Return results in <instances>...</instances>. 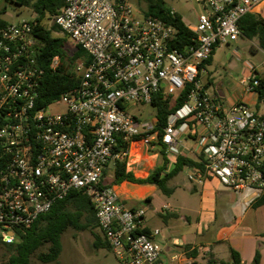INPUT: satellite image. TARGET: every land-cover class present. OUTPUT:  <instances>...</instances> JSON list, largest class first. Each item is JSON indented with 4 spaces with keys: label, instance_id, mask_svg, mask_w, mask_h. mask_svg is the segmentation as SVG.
I'll return each instance as SVG.
<instances>
[{
    "label": "built area",
    "instance_id": "1",
    "mask_svg": "<svg viewBox=\"0 0 264 264\" xmlns=\"http://www.w3.org/2000/svg\"><path fill=\"white\" fill-rule=\"evenodd\" d=\"M203 3L191 29L195 43L183 52L173 48L177 29L132 0H65L50 23L90 62H75L78 84L53 102L66 106L56 113L53 103L38 106L45 70L34 24L0 18V242L17 243L56 203L84 190L122 264H164L161 230L144 233L145 208L129 207L110 185L116 163L128 165L138 143L193 160L184 172L195 186L215 178L235 194L264 196V113L244 99L226 104L211 95L202 79L208 66L201 69L217 48L238 41L244 17H262L264 0ZM60 64L56 56L50 68ZM259 77L254 69L242 81L250 98L258 97ZM185 91L164 127L134 113L161 94L174 106ZM193 251L181 249L171 261L197 264Z\"/></svg>",
    "mask_w": 264,
    "mask_h": 264
},
{
    "label": "trees",
    "instance_id": "2",
    "mask_svg": "<svg viewBox=\"0 0 264 264\" xmlns=\"http://www.w3.org/2000/svg\"><path fill=\"white\" fill-rule=\"evenodd\" d=\"M138 1L146 4L147 15H153L177 29V38L174 41L173 48L184 52L188 46L195 43V34L185 24L182 16L170 9L163 0ZM64 2L65 0H37L33 4L34 14H37V17L32 20L34 24V36L41 43L37 59L40 67L45 70L38 99L39 107H46L52 104L55 100L77 86L78 79L74 72L77 60L82 59L86 63L90 62L88 55L79 47H77L78 49L73 56L70 57L66 48L67 38L54 35V33H60L61 30L56 26L48 29L42 25L46 16L53 17L59 13ZM28 4H30V0H25L22 5ZM240 27L242 30L241 37L256 40L258 47L264 50V19L262 17L254 14L248 15L242 19ZM214 53L209 59L204 61L201 69L211 65ZM56 56L60 57L61 64L58 68L52 69L50 65ZM212 84L213 79L209 78L207 80V87ZM255 89L258 103H264V77H259V84ZM186 94L187 91L183 92L174 106L171 105V99H164L162 94L155 98L153 106L157 108L156 117L159 126L164 127L169 115L184 104ZM193 165V160L180 156L177 158L175 169L170 173H166L164 167L157 169L147 179H137L133 173L127 171L126 162L116 163L113 170L114 177L111 183H109L110 185H120L128 181L136 184H151L158 187L164 195L171 196L174 193V189L169 185L170 181L183 172L185 167ZM148 202L149 200H146V203ZM251 205L254 209L263 206L264 196L254 200ZM93 227L98 228V223L96 209L90 195L84 190L74 191L65 200L56 203L52 210L41 216L31 228L22 232L17 243L4 244L0 242V248H5L10 254L7 264H34L32 257L39 250L47 247V251L38 254V259L42 263H52L59 259L63 251L62 235L68 229L86 231ZM144 233H148V230H144ZM95 246L96 248L109 247V244L106 241L104 242L100 237H97ZM260 260L261 253L258 251L254 264H259ZM207 264H243V262L241 256L232 250L231 263L209 258Z\"/></svg>",
    "mask_w": 264,
    "mask_h": 264
},
{
    "label": "rangeland",
    "instance_id": "3",
    "mask_svg": "<svg viewBox=\"0 0 264 264\" xmlns=\"http://www.w3.org/2000/svg\"><path fill=\"white\" fill-rule=\"evenodd\" d=\"M36 1L37 0H30V4L28 5H18L11 2V0H0V13H2L0 18L13 24L22 21H32L35 13L33 4ZM163 1L170 9L184 17L186 16L187 19L185 21L188 25L196 23V17L193 11V0ZM132 3L139 12L147 9L146 4L140 3L138 0H132ZM262 18L264 19V13ZM51 20L50 17L45 19V25L48 29L52 28L50 23ZM54 35L67 38L66 48L68 55L70 57L73 56L78 49L77 46L62 32L54 33ZM254 69L257 70L259 76L264 77V50L258 47V42L256 40L240 37L238 41L222 45L216 49L213 62L208 66L202 79L205 82L210 77L213 79L210 94L214 97L217 96L220 101L226 104H233L237 100L244 99V101L248 102L251 106L264 113V103L259 104L256 98L250 99V97H247L244 93L242 81L247 79L248 75ZM49 110L54 113L62 112L66 110V106L64 103L55 102L50 105ZM134 113H136L142 121H155L157 108L153 105H139L135 108ZM175 181L182 185L181 190L177 194L171 197L162 195L160 199L156 198L151 206L145 208L147 209V221L153 224V226L156 225L157 229L161 230L162 233L164 232L165 235L167 234L173 237L171 240H168V238L164 239L163 235H161L159 237L161 244L174 245L175 241L183 239L186 227L185 221L182 220V216L186 217L192 215V224L196 222V213L181 210L177 217L171 220L170 224L173 226L170 225L168 228L164 217L165 212L162 210L165 203L169 201L172 205L179 207H186L189 205L190 210L195 211L199 208L200 202V188H198L196 192H190L184 188L183 185L186 183L192 185L188 181L184 170L176 176ZM224 189V186L221 187L222 191L231 193V191ZM192 195L194 196L191 197ZM237 196L238 200L235 203H232L228 198L222 195L218 196L216 203V211L218 214L217 224H236L241 219H244V224H264V205L258 209H252L250 207L251 203H253L252 192H247L244 196L237 194ZM154 209H157L158 213L154 212ZM97 237H100L104 242L106 241L99 228L93 227L86 231H77L70 228L62 235L63 251L57 261L42 263L38 259V254L47 251V247H44L32 257V262L34 264H122L111 248L107 246L96 248L95 242ZM174 249L179 252L178 247L174 246ZM177 252H175V255H178ZM9 256L10 254L5 248L1 247L0 264H7ZM163 263L178 264V262H172L168 257L164 258Z\"/></svg>",
    "mask_w": 264,
    "mask_h": 264
},
{
    "label": "crops",
    "instance_id": "4",
    "mask_svg": "<svg viewBox=\"0 0 264 264\" xmlns=\"http://www.w3.org/2000/svg\"><path fill=\"white\" fill-rule=\"evenodd\" d=\"M193 2L196 23L188 25L185 21L187 17L181 15L183 21L190 29L197 24L198 14L203 13L205 10L203 0H193ZM174 12L177 13L176 11ZM210 79L212 78L210 77ZM175 162L176 158L174 156L170 157L166 155L163 150L158 148L149 149L138 143L131 147V156L128 161L127 171L133 173L137 179H147L159 168L165 167L166 172L170 173L174 168ZM175 179L176 177L169 183L174 189L172 195L177 194L182 186L181 183L176 182ZM186 184L183 186L190 192H196L197 189L200 188L201 195L199 196V208L193 211L190 210L189 205L186 207H179L172 205L168 201L162 207L163 212H165V222L169 228L170 225H172L170 224L171 220L174 217H177L181 210L196 213V222L195 224H192V215L186 217L182 216V220L185 221L186 227L184 237L182 240L175 241L174 245L163 244L164 252L162 258L168 257L171 260L176 256L175 252L177 251L174 249V246H176L179 248L177 254L181 253V249H194L195 251L191 253V256L196 258L197 264H207L209 258H214V260L220 262L231 263L232 250L241 256L243 264H254L257 252L261 251V260L259 264H264V224H244V219H241L236 224H217L218 214L216 211V203L218 196L222 195L228 198L232 203H235L238 200L237 194L226 187L224 188L231 191V193L222 191L221 187L223 186L220 181L215 178L209 179L202 187L193 184L190 185L188 183ZM116 190L120 198L129 207H149L156 198L160 199L162 195H164L155 185L136 184L128 181L116 185ZM193 196L194 195L191 197ZM146 200H149V202L146 203ZM250 207L253 209L252 205ZM145 210L147 213V209ZM154 212L158 213V210L154 209ZM154 226L147 221L145 214V229L150 231L157 229L156 225ZM161 235H163L164 239L168 238V240H171L173 238L170 235H165L164 232H161L158 236V240ZM202 248L203 250L210 249L209 256L205 257L201 255ZM178 264L180 263L178 262Z\"/></svg>",
    "mask_w": 264,
    "mask_h": 264
},
{
    "label": "water",
    "instance_id": "5",
    "mask_svg": "<svg viewBox=\"0 0 264 264\" xmlns=\"http://www.w3.org/2000/svg\"><path fill=\"white\" fill-rule=\"evenodd\" d=\"M13 3L18 4V5H22L24 3L25 0H11ZM37 17V14L33 15V19H35ZM109 167L112 169L113 168V164L111 163L109 165Z\"/></svg>",
    "mask_w": 264,
    "mask_h": 264
}]
</instances>
